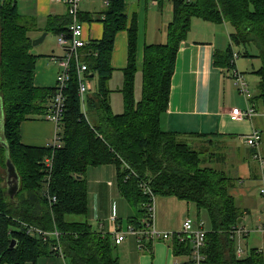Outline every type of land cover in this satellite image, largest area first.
<instances>
[{
  "label": "trees",
  "instance_id": "obj_1",
  "mask_svg": "<svg viewBox=\"0 0 264 264\" xmlns=\"http://www.w3.org/2000/svg\"><path fill=\"white\" fill-rule=\"evenodd\" d=\"M107 2L102 16L80 14L84 24L102 23L104 35L81 52L87 67L85 110L77 65L71 63L64 90L65 111L58 125L60 148L22 143L21 126L46 120L57 88L35 86L41 56L35 54L30 34L37 30L36 21L21 16L14 0L0 2V99L7 145L0 146V167H6L9 157L20 179L19 190L11 199L0 177V264H37L41 257L55 253L66 264H121L113 236L97 233L87 219V171L109 165L116 167L119 191L137 213L129 220L135 230L146 229L149 218L145 205L150 198L140 187L145 184L156 199L176 198L195 205L199 213L206 212L209 229L206 227L203 255L207 264H264L263 254L257 250L237 258L233 239L243 216L229 196L233 180L224 166L214 167L217 154L161 128V118L169 108L177 54L195 18L229 24L236 46L257 50L261 66L255 73L259 82L251 102L264 109V0L174 1L167 43L146 45L142 66L137 63V14L129 24L125 1ZM70 25L69 15L50 17L45 31L56 37L66 35ZM120 32L128 34V65L121 71L123 82L118 91L124 111L115 115L109 84L115 72L113 46ZM215 64L230 70L232 50L217 55ZM49 158H53L51 171L46 168ZM198 221H202L200 216ZM171 241L176 258L191 256L189 240L181 242L174 236Z\"/></svg>",
  "mask_w": 264,
  "mask_h": 264
},
{
  "label": "crops",
  "instance_id": "obj_2",
  "mask_svg": "<svg viewBox=\"0 0 264 264\" xmlns=\"http://www.w3.org/2000/svg\"><path fill=\"white\" fill-rule=\"evenodd\" d=\"M129 8V24L132 16L138 17L137 63L142 66L146 45H163L167 43L168 27L173 18V2L153 4L150 0H124ZM107 0H83L80 14L102 16L107 7ZM18 11L26 19H34L37 30L30 34L36 40L44 33L50 17H67L68 8L63 3L51 0H25L18 3ZM234 30L227 23H212L202 19H193L191 29L180 45L175 72L172 78L169 108L161 118V128L168 133L183 136L196 146L210 148L216 153V167H223L233 180L229 189L238 209L242 213L240 228L247 234L234 235L233 241L245 239L243 259L249 257L251 251L264 250V234L258 228L264 224V200L260 195V187L264 182L259 164L253 159L254 150L247 145V140L254 131L261 134V153L264 157V109L252 103L256 116L251 120H231L233 109H246V103L237 91L230 76L231 70L215 64L217 55L225 54L230 49H242L232 40ZM51 34L48 33L47 38ZM104 26L100 22L85 23L84 37L86 41L99 42L103 39ZM46 38V39H47ZM45 39V41H46ZM44 41V42H45ZM41 46V45H40ZM128 34L120 32L114 42L111 65L116 74L128 65ZM36 49V48H35ZM51 53H36L44 56L39 59L35 74V86L39 88H55L62 71L63 51L61 53L51 47ZM46 52V51H45ZM48 52V51H47ZM240 58L248 59L246 64L238 63L237 68L244 74L252 68V74L261 66L255 49L243 48ZM248 54L246 56L245 54ZM258 63V65H256ZM123 75V74H122ZM140 77V78H139ZM113 79V78H112ZM123 82V80H122ZM137 95H140L141 74L137 75ZM259 82V80H258ZM256 91L252 95L255 97ZM111 83V82H110ZM96 84V83H95ZM94 84V85H95ZM58 133L55 123L48 120L29 121L21 126V139L24 145L45 148L53 144ZM201 137V138H200ZM6 143L4 138V114L0 99V146ZM215 150V152L213 151ZM210 152V151H209ZM215 161V160H214ZM219 167V168H220ZM6 191L8 195L9 186ZM117 169L113 165L89 168L87 171L88 188V222L99 234L114 236L116 232L125 231V224L136 216L135 209L123 198L119 191ZM98 199V208L90 201ZM193 204L176 198H157L155 225L165 233L181 232L184 221L190 218ZM91 213H97L98 219L92 221ZM113 220H116L115 222ZM170 241H146L143 249L139 248L138 238L126 236L125 241L116 245L117 257L121 264H183L190 262V257L176 258ZM250 246V248H249ZM264 257V253H263ZM32 264V263H27ZM37 264H66L59 254L41 257Z\"/></svg>",
  "mask_w": 264,
  "mask_h": 264
},
{
  "label": "built area",
  "instance_id": "obj_3",
  "mask_svg": "<svg viewBox=\"0 0 264 264\" xmlns=\"http://www.w3.org/2000/svg\"><path fill=\"white\" fill-rule=\"evenodd\" d=\"M6 0H0V2H5ZM16 3L23 2L25 0H14ZM53 3H63L68 8V15L71 18V25L68 28V33L66 35L57 36V45L63 51L64 56L62 59V71L57 79V94L52 103L51 111L46 116V120L53 122L57 125L62 121L64 111H65V97L64 90L67 87V84L70 79V70L71 63L74 61L77 65V72L79 78V96L82 100L83 107L85 110V96L88 90L87 81H86V72L87 67L82 62V54L81 52L87 47L89 44L84 37V27L85 24L80 19V7L83 0H51ZM161 0H150L153 4L160 3ZM176 0H163V2H174ZM189 1V0H188ZM240 58V53L236 51H232V68L231 78L234 82V85L241 96H243L246 109L240 110L235 108L231 112V120L233 122L239 120H249L251 121L256 116V111L251 103L252 95L249 91L248 83L245 79V76L242 72L238 70L237 61ZM261 143L262 138L261 134L258 131H254L251 137L247 140V145L254 150L253 159L259 164L262 176L264 178V157L261 153ZM54 148H60L61 143L60 139L56 136L53 142ZM53 158H49L46 160V168L51 171L52 169ZM144 195L150 198L149 203L145 205V208L148 212L149 218L147 222L146 229L144 230H135L131 226L127 227L125 231H119L115 233L114 242L115 245L122 244L126 236L132 235L138 238L139 248L143 249L145 245V241H170L174 236H177L178 239L183 242L185 240H189L192 244V253L190 257L191 264H207L206 257L203 255V249L205 247V239L207 234L206 223L204 221H197L196 223L187 218L182 226L181 232L177 234L165 233L161 232L156 228L155 225V205L156 198L154 197L151 190L145 185L140 184ZM260 195L264 200V182L260 187ZM49 200L55 202L56 199L48 196ZM114 222L116 220H113ZM258 232L264 234V224L261 225L258 229ZM236 234H247V231L239 228L235 231ZM259 254H263L264 250L258 251ZM244 255L243 251H237V257L242 258ZM62 256V255H61ZM63 257V256H62Z\"/></svg>",
  "mask_w": 264,
  "mask_h": 264
},
{
  "label": "rangeland",
  "instance_id": "obj_4",
  "mask_svg": "<svg viewBox=\"0 0 264 264\" xmlns=\"http://www.w3.org/2000/svg\"><path fill=\"white\" fill-rule=\"evenodd\" d=\"M51 47L55 48L57 50L56 51L57 53H61L58 50L57 37L52 35V34L46 39V41L43 44H41V46H39L35 49V52L36 53L42 52V53H49L50 54L52 51ZM234 49L236 50V52H238V51H241L243 49V47H242V49L236 48V47ZM41 58L44 59L45 57L41 56ZM247 60L248 59L240 58L238 63L246 64ZM256 65H258V63H256ZM251 69L252 68H249L247 70V72H244V76H245V79L248 83L249 91H250L251 95H253L256 91V84H257L256 82H258V79H256L254 77V74H252ZM122 80H123V75L118 73L113 77V79L111 80V83L109 84V89L113 91V93L111 95V107H112V111L115 115H121L124 111L123 97L118 92L122 88ZM96 81H97V78H95L93 84H95ZM137 85H138V82H137ZM140 90H141V88H140ZM137 99H139L138 96H137ZM209 151L212 152L210 150V148H209ZM92 168H94V167H92ZM0 177L3 180L2 186L5 189L6 188V167H0ZM90 202L92 204L94 203L93 205H95L99 210L100 203H99L98 199H93ZM192 206H193V210L190 213V219H192L196 223L198 221V217L200 216L201 220L204 221L205 223H207L206 227H207V229H209V222H208L206 212L202 211L199 213L196 206L195 205H192ZM97 217H98L97 213H91L90 214V219L92 221H95L96 219H98ZM124 227H125L124 230H127V222H126ZM244 241H245V239H244ZM244 241L237 238V240H236V250L237 251L241 250V251L245 252L244 250H246V249H245ZM249 248H250V246H249Z\"/></svg>",
  "mask_w": 264,
  "mask_h": 264
},
{
  "label": "water",
  "instance_id": "obj_5",
  "mask_svg": "<svg viewBox=\"0 0 264 264\" xmlns=\"http://www.w3.org/2000/svg\"><path fill=\"white\" fill-rule=\"evenodd\" d=\"M47 36H48V33H44L40 38L34 40L32 44L33 48H37L41 44H43ZM93 77L94 76H91V78ZM3 146L7 147L6 143H3ZM6 172L8 175L7 185L9 186L8 195L11 199H13L19 190L20 179L9 157L7 158V161H6ZM239 224H241V221L239 222ZM15 244H16L15 242L12 243V248L15 247Z\"/></svg>",
  "mask_w": 264,
  "mask_h": 264
}]
</instances>
